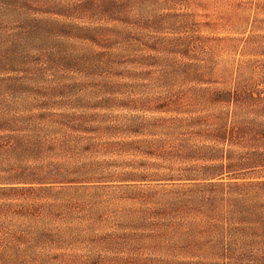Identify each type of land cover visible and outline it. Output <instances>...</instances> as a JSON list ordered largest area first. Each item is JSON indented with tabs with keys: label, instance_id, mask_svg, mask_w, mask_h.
<instances>
[{
	"label": "rangeland",
	"instance_id": "rangeland-1",
	"mask_svg": "<svg viewBox=\"0 0 264 264\" xmlns=\"http://www.w3.org/2000/svg\"><path fill=\"white\" fill-rule=\"evenodd\" d=\"M26 108L108 115L85 119L115 126L113 136L92 134L97 140L126 139L125 126L137 120L133 115L149 119L189 111L204 117L196 125L205 135L193 137L198 147L215 146L218 129L227 133L218 147L233 171L222 178L186 179L190 165L197 163V176L204 172L201 162L178 161L174 152L152 159L161 166L145 167L133 162L143 155L104 156L121 157L123 167H110L121 181H106L110 188L89 194L117 202L102 206L106 214L118 211L108 213L110 219L92 215L96 222L78 227L93 240L123 236L124 242H137V249L126 245L124 259L93 263L94 253H111L102 244L80 241L66 256L72 264H192L198 259L183 247L189 219L199 221L201 232L214 231L213 238L222 235L232 249L226 259L213 255L217 262L264 264V0H0V119ZM80 121L55 116L36 123L69 133ZM168 138L166 146L174 151L178 137ZM145 175L154 177L138 179ZM125 184L151 192L157 206L165 203L157 208L163 215L127 216ZM221 206L226 211L216 218L223 219V229L204 228L214 220L208 213Z\"/></svg>",
	"mask_w": 264,
	"mask_h": 264
},
{
	"label": "trees",
	"instance_id": "trees-1",
	"mask_svg": "<svg viewBox=\"0 0 264 264\" xmlns=\"http://www.w3.org/2000/svg\"><path fill=\"white\" fill-rule=\"evenodd\" d=\"M33 109L10 111L4 113L0 119V264H72L73 261L66 257L72 245L87 240L90 244L106 246V253H111L110 255L99 253L100 256L94 253L93 263H101L105 257L113 258L115 261L124 259L120 255L123 254V249H127L126 245L129 250L137 249V242H124L126 240L123 236L113 233L106 240L98 238L93 240L91 233L86 234L85 229L78 227L87 220L96 222L92 215L100 213V218H103L108 213L114 215L118 211L117 208L107 211V206L106 214L101 209L102 206L117 202L99 199L97 195L89 194V191L98 193L110 188L108 184H104L106 181H121V178L118 175L113 176V171L110 170L111 166L125 165L120 161L121 157L108 159L104 156L143 155L144 160L133 159V162L138 164L135 167L161 166L152 159L163 158L171 152L177 153L178 161L181 162L200 161L201 164L198 166L204 172L197 176L198 170L193 168L197 163L190 165L185 170L186 179L222 178V175H229V172L233 171L229 169L230 158L225 152H219L218 147V144L222 145L227 140V133L218 129V132L213 134L215 146L198 147L199 145L193 142V137L205 135L206 132L196 125L204 117L191 114L190 111L182 116H152L149 119L142 115H133L131 118L137 120L132 126H125L126 139H108L107 136L105 140H97L96 136L103 132L104 135L113 136L115 132H112V129L115 126L110 124L93 126L87 124L85 119L98 121L97 117L106 119L108 115L93 113L79 115L75 112L56 115ZM55 116L81 119V123L71 124L73 132L69 133L36 123L38 119ZM89 125L93 128H89ZM56 133L60 137H57ZM134 136L140 138H133ZM171 136H176L179 140L174 151L172 145H168V148L166 146L167 138L169 140ZM180 146L182 150L179 149ZM63 148L65 149L62 150ZM67 150L70 154L66 152ZM130 172L131 175L141 174ZM194 172L196 174H193ZM148 177L154 176L145 175L138 179L149 180ZM124 186L129 192L127 198L131 201L127 216L139 215L138 212L146 218H150L151 213H155V217L163 215L159 206L166 204L161 203L159 206L154 204L151 192L137 185ZM136 202L139 204L138 208ZM225 211L226 208L223 206L216 208L214 212L211 210L208 216L214 220L206 222L204 228L223 229V219L216 217H220ZM185 225L184 234H187L188 238L183 247L187 249L189 257L198 259L192 264H223L217 262L213 255H216L218 261L232 255L229 253L232 249L225 241L223 242L222 235L220 238H213L211 235L215 234L214 231L201 232L197 220L189 219ZM175 249L181 250L178 243ZM87 252L90 250L87 249ZM203 252L211 254L206 256ZM208 257H212L213 261H204Z\"/></svg>",
	"mask_w": 264,
	"mask_h": 264
}]
</instances>
